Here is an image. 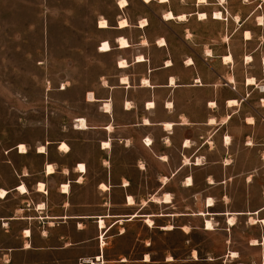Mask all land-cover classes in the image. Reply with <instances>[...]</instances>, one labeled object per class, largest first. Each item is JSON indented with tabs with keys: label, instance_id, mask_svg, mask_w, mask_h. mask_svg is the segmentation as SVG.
Returning a JSON list of instances; mask_svg holds the SVG:
<instances>
[{
	"label": "crops",
	"instance_id": "obj_1",
	"mask_svg": "<svg viewBox=\"0 0 264 264\" xmlns=\"http://www.w3.org/2000/svg\"><path fill=\"white\" fill-rule=\"evenodd\" d=\"M137 1L160 11L135 13L134 0H126L124 7L113 0V19L101 16L108 26L100 28L101 18L96 19L94 52L107 63L80 98L81 113L33 149L13 139L0 150V191H5L0 195V264H89L86 258L94 264L117 262L105 258L109 234L118 229L117 237L127 236L137 222L165 234L180 233L190 244L187 262L264 264V17L258 16L259 23L253 11L235 20L217 7L221 17L214 18L209 5L221 6L223 0H180L182 8L178 0ZM30 3L36 7L31 24L20 20ZM167 11L184 13L185 19L164 18ZM51 14L46 0H0V37L28 35L22 31L37 26L45 35ZM122 18L127 25L119 26ZM234 36L240 51L232 45ZM118 37L127 45L121 46ZM103 41L109 50H100ZM248 78L255 80L250 84ZM67 89L60 88L64 98ZM88 92L93 100L87 99ZM79 117L86 128L75 127ZM20 143L26 152L19 151ZM61 143L68 150H60ZM103 143L110 147L104 149ZM43 144L45 151L38 152ZM246 150L256 156L245 157ZM48 165L52 172H46ZM66 184L68 191L62 189ZM250 216L257 222L251 223ZM147 217L153 226L145 223ZM100 218L104 228H99ZM206 220L213 229L205 228ZM167 225L172 228H162ZM196 233L205 239L197 240ZM85 245L96 252L79 253ZM145 255L140 260L150 262ZM168 256L173 260L165 255L163 262L181 259L174 252Z\"/></svg>",
	"mask_w": 264,
	"mask_h": 264
},
{
	"label": "rangeland",
	"instance_id": "obj_2",
	"mask_svg": "<svg viewBox=\"0 0 264 264\" xmlns=\"http://www.w3.org/2000/svg\"><path fill=\"white\" fill-rule=\"evenodd\" d=\"M46 1L52 8L47 34L41 35L37 26L38 30L22 31L28 35L0 37V150L13 139H20L33 149L37 143L56 137L81 113L77 112L81 106L80 98L107 63L100 61L94 52L98 35L95 21L101 16L113 19V0ZM220 2L221 6H209L215 11L221 7L226 15H235V20L237 14L243 17L253 11L257 17H264V0ZM182 5L178 0L177 6L182 8ZM23 9L26 11L20 20L33 23L34 4L25 5ZM132 11L159 12L160 8L154 4L142 6L134 0ZM232 45L240 51L239 37L234 36ZM61 85L68 88L64 91L66 98L60 90ZM82 149L90 153L86 147ZM242 155L254 157L256 152L246 150ZM117 232L118 229L110 232L105 252L106 259L117 262L107 264H206L202 260L194 263L184 260L190 244L180 233L165 234L156 227L148 228L139 222L128 227L127 236L117 237ZM195 238L205 239L199 233ZM95 252L93 245H85L79 253L91 255ZM172 252L181 259L176 257L173 262H163V257ZM143 253H148L150 262L140 260ZM199 255L202 257L201 253ZM123 258L128 261L119 262Z\"/></svg>",
	"mask_w": 264,
	"mask_h": 264
},
{
	"label": "bare ground",
	"instance_id": "obj_3",
	"mask_svg": "<svg viewBox=\"0 0 264 264\" xmlns=\"http://www.w3.org/2000/svg\"><path fill=\"white\" fill-rule=\"evenodd\" d=\"M119 2H118V5L120 6V7H124L126 4H127V2H126V0H118ZM144 2H149L150 0H143ZM160 2H165L166 0H159ZM200 1H202V2H204L205 0H200ZM184 14V13H183ZM182 13L180 14V15H177V16H174L173 14H172V12H170V11H167V12H165L163 15H164V18H167V19H169V18H177L178 20H181L180 18L183 16V17H185V15H183ZM198 16H199V19H201V18H204L205 17V13H203V12H201V13H199L198 14ZM213 16H214V18H220L221 17V12L220 11H214V13H213ZM177 19H175V20H177ZM166 20V19H165ZM202 20V19H201ZM258 21H259V23H262V18L261 17H258ZM143 22L144 21H139V23H141V24H143ZM145 22H146V20H145ZM144 22V23H145ZM119 26H125V25H127V21L125 20V19H123L122 18V20H120L119 22ZM98 26L100 27V28H106L107 26H108V22L106 21V19H104L103 17L101 18V19H99V21H98ZM245 37H248L249 36V32H245ZM121 37V36H120ZM120 37H118V39H119V43H120V45L121 46H126L127 45V41L125 40V39H123V38H120ZM117 40V39H116ZM144 40V39H143ZM119 45V46H120ZM101 47H100V50H102V51H104V50H109V44H108V42H104L103 41V43L101 42V45H100ZM111 48V47H110ZM142 56V55H141ZM141 56H138L137 57V59L138 60H141ZM231 58L228 56V57H225L224 58V60H230ZM189 60V59H188ZM246 60H249L250 61V57L249 56H247L246 57ZM120 62L118 63V64H120V65H125V61H121V60H119ZM171 65V64H170ZM127 80V79H126ZM254 81L255 79H253V78H248L247 79V81ZM127 82V81H126ZM170 82H172V81H170ZM247 83V82H246ZM89 94H91V96H92V100H93V93H91V92H88L87 93V99L89 100ZM95 98V97H94ZM228 102V101H227ZM105 104V103H104ZM151 104V103H150ZM105 109V108H104ZM109 109V108H108ZM184 118V117H183ZM252 120V119H251ZM76 121H78L77 123H76V125H75V127L76 128H86L87 127V125H86V122H85V119L84 118H77L76 119ZM213 121V120H212ZM248 121H249V119H248ZM184 122V121H183ZM83 123V127H81L80 125ZM169 124V123H168ZM171 125V124H170ZM167 126V125H166ZM166 126H164V127H166ZM167 128V127H166ZM230 138V137H229ZM229 138L228 137H226V141L227 142H229L228 140H229ZM106 142V141H105ZM186 144H189V143H186ZM59 145V144H58ZM18 148H19V151L20 152H26V146H25V144H23V143H20V144H18ZM44 149L45 150V147H44V145H39L38 146V152H41L40 151V149ZM59 149L60 150H62V151H66V150H68V146L65 144V143H61L60 144V146H59ZM188 160V159H187ZM198 160V159H197ZM196 160V161H197ZM196 163V162H195ZM80 165V164H79ZM80 169V168H79ZM53 171V167L51 166V165H48L47 166V171L46 172H52ZM165 178V177H164ZM190 180V179H189ZM187 181V180H186ZM126 182V181H125ZM187 183V182H186ZM105 186V185H104ZM39 188H40V190L43 188V184H39ZM67 184L66 185H62V189L64 190V191H68L67 190ZM104 188H106V186L104 187ZM19 189L22 191V192H24L25 191V187L23 186V185H21L20 187H19ZM5 193V191L4 190H1L0 191V195H3ZM154 197V196H153ZM162 199V198H161ZM164 199H165V201H167L168 199H169V196H167L166 194H165V196H164ZM154 200H158V198H154ZM212 201V204H213V200L212 199H208L207 200V202H208V204H209V201ZM128 201H129V203H132V200L130 201L129 200V198H128ZM212 204H209V205H212ZM208 213V212H207ZM201 216L202 215H204L205 213H202V212H200L199 213ZM193 215H195V214H193ZM135 216H137V214L136 213H133L132 214V218L133 217H135ZM229 220H230V222H232V221H234V220H232V217H231V219L230 218H228ZM234 219V218H233ZM249 220H250V222L251 223H256L257 222V219H255V218H253V217H251L250 216V218H249ZM228 221V220H227ZM145 223L148 225V226H153V220L150 218V217H147L146 219H145ZM263 223H264V221H263ZM99 228H104L105 227V224H104V221H103V219L102 218H100L99 219ZM211 226V227H210ZM170 227V228H169ZM188 228V226H184L183 227V229L184 228ZM162 228H165V229H171L172 228V225H167V226H164V227H162ZM205 228L206 229H213V224H212V222L211 221H209V220H206V222H205ZM189 229V228H188ZM123 231V229H121V232ZM26 232V231H25ZM25 234H27V233H25ZM253 243H256V241L254 240V241H252ZM104 245H105V242H104V240H103V233H101L100 234V244H99V247L100 248H103L104 247ZM194 253V252H193ZM232 255H233V253H232ZM149 257L148 255H145V257ZM194 258L196 257V255L195 256H193ZM171 258V259H170ZM95 259L96 260H101V257H100V255H97V256H95ZM173 258L171 257V256H168L167 257V260H169V261H171ZM122 260H125V258H123ZM85 262H87V263H92V264H94L93 263V260L92 259H90V258H86L85 260H84ZM145 261H149L148 259H145Z\"/></svg>",
	"mask_w": 264,
	"mask_h": 264
},
{
	"label": "snow or ice",
	"instance_id": "obj_4",
	"mask_svg": "<svg viewBox=\"0 0 264 264\" xmlns=\"http://www.w3.org/2000/svg\"><path fill=\"white\" fill-rule=\"evenodd\" d=\"M180 19H181V20H184L185 17L182 16ZM160 43L163 44L164 42H163V41H160ZM142 59H143V58H141V60H142ZM187 63H188L189 65H191V64H192V61L189 60V61H187ZM147 83H148V81L145 80V84H147ZM248 83L251 84V83H253V81L250 80V81H248ZM61 88H63V85H61ZM88 98H89V100H92V96H91V94H89V97H88ZM229 104H230V105L236 104V100H230V101H229ZM125 107H130V105H125ZM148 107H149V108H152L153 106H152L151 104H149ZM168 107L171 108L172 105L169 104ZM213 107H214V105H213ZM105 110L107 111V108H105ZM209 123H214V121H209ZM248 123H249V124H252L253 121H252L251 119H249ZM144 124H145V125L149 124V121H148V120H144ZM82 125H83V123H82ZM167 127L170 128L171 125H167ZM108 130H109V131H112L111 127H109ZM145 143H151V141L145 140ZM249 143L251 144V141H249ZM101 147H103L104 149H108L110 146H109L108 143H103V144L101 145ZM40 151H41V153H43L45 150L42 148V149H40ZM162 159H163V158H162ZM187 163H188V161H185V164H187ZM196 163L199 164L200 161L197 160ZM225 163H228V162L225 161ZM140 167L143 168L144 165H141ZM79 168H80L81 171H84V170H85V166H84L83 164H80V165H79ZM251 179H252V178L249 177V180H251ZM190 182H191V179L189 180V183H190ZM125 183H127V182H125ZM104 187H105L104 184H101V185H100V188L103 189ZM132 199H133L132 197H129V200H130V201H131ZM209 204H212V201H211V200L209 201ZM210 227H211V226H210ZM169 228H170V227H169ZM183 230H184L185 232H188V231H189V229H188L187 227L184 228ZM195 255H196V253L194 252V253H193V256H195ZM145 259H148V260H149V257L146 256ZM170 259H171V258H170Z\"/></svg>",
	"mask_w": 264,
	"mask_h": 264
},
{
	"label": "clouds",
	"instance_id": "obj_5",
	"mask_svg": "<svg viewBox=\"0 0 264 264\" xmlns=\"http://www.w3.org/2000/svg\"><path fill=\"white\" fill-rule=\"evenodd\" d=\"M105 108H107V105H105ZM80 126H81V127H83V125H82V124H81Z\"/></svg>",
	"mask_w": 264,
	"mask_h": 264
},
{
	"label": "built area",
	"instance_id": "obj_6",
	"mask_svg": "<svg viewBox=\"0 0 264 264\" xmlns=\"http://www.w3.org/2000/svg\"><path fill=\"white\" fill-rule=\"evenodd\" d=\"M264 199V198H263Z\"/></svg>",
	"mask_w": 264,
	"mask_h": 264
}]
</instances>
